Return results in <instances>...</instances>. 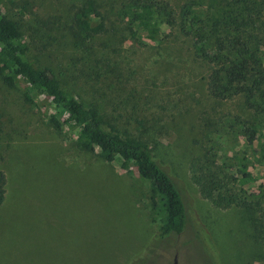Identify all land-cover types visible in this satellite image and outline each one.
Listing matches in <instances>:
<instances>
[{
  "label": "trees",
  "instance_id": "trees-1",
  "mask_svg": "<svg viewBox=\"0 0 264 264\" xmlns=\"http://www.w3.org/2000/svg\"><path fill=\"white\" fill-rule=\"evenodd\" d=\"M45 4L49 13L36 15L34 9ZM7 7H16V14ZM25 15L32 18L28 26ZM263 15L264 0H0V78L7 88L19 87L22 100L42 110L51 128L74 131L78 148L96 147L105 162L116 160L120 170L146 180L158 236H177L187 222L177 176L154 148L163 107L156 104L160 111H150L154 93L139 91L118 53L126 42L152 45L155 64L184 59L193 73L199 70L210 99L240 97L251 115L264 114ZM226 128L254 146L264 162V133L249 119L232 115ZM200 149L187 163L190 182L213 206L247 211L255 239L264 243V209L234 189L235 182L253 181L245 159L233 176ZM4 185L0 170V205ZM8 232V226L0 225V264H34L29 252L10 249ZM27 239L22 236V245ZM208 252L211 259L205 261L218 264L213 250Z\"/></svg>",
  "mask_w": 264,
  "mask_h": 264
},
{
  "label": "rangeland",
  "instance_id": "rangeland-1",
  "mask_svg": "<svg viewBox=\"0 0 264 264\" xmlns=\"http://www.w3.org/2000/svg\"><path fill=\"white\" fill-rule=\"evenodd\" d=\"M46 5H38L36 15L49 13ZM8 11L16 14L17 8ZM22 20L28 26L32 18L25 15ZM23 38L29 42L27 34ZM119 58L130 67L139 91L154 93L150 111L163 107L154 148L177 176L185 230L159 237L148 182L135 171L120 170L116 160L105 162L96 147L78 148L74 131L51 128L42 110L22 100L19 87L7 88L0 78V170L5 176L0 225L12 230L10 249L29 252L34 264H169L174 255L177 264H208L204 258L211 259L209 248L218 264H264V243L255 239L247 211L213 206L190 182L187 169L200 148L233 176L244 158L253 181L240 186L235 182L234 189L264 209V162L254 146L226 128L230 116L240 115L264 133V114L251 115L240 97L210 99L199 70L193 73L184 59L155 64L152 45L139 48L126 42ZM22 236L28 238L24 245Z\"/></svg>",
  "mask_w": 264,
  "mask_h": 264
},
{
  "label": "water",
  "instance_id": "water-1",
  "mask_svg": "<svg viewBox=\"0 0 264 264\" xmlns=\"http://www.w3.org/2000/svg\"><path fill=\"white\" fill-rule=\"evenodd\" d=\"M169 264H177V257H176V255H174V256L172 257V260L170 261Z\"/></svg>",
  "mask_w": 264,
  "mask_h": 264
}]
</instances>
